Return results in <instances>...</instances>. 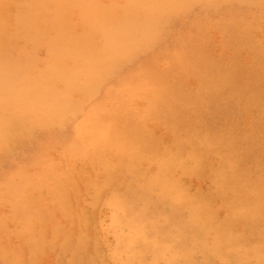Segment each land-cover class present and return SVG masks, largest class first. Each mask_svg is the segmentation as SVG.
<instances>
[{"label": "rangeland", "instance_id": "rangeland-1", "mask_svg": "<svg viewBox=\"0 0 264 264\" xmlns=\"http://www.w3.org/2000/svg\"><path fill=\"white\" fill-rule=\"evenodd\" d=\"M0 264H264V0H0Z\"/></svg>", "mask_w": 264, "mask_h": 264}, {"label": "bare ground", "instance_id": "bare-ground-1", "mask_svg": "<svg viewBox=\"0 0 264 264\" xmlns=\"http://www.w3.org/2000/svg\"><path fill=\"white\" fill-rule=\"evenodd\" d=\"M81 52V51H80ZM84 52V51H83ZM217 238V237H216Z\"/></svg>", "mask_w": 264, "mask_h": 264}]
</instances>
